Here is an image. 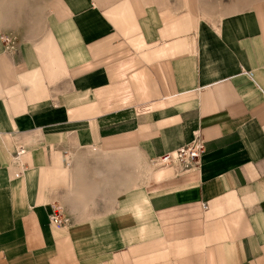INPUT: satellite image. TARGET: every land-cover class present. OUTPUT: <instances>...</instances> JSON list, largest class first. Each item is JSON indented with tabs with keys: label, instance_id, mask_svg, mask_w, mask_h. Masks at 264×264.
<instances>
[{
	"label": "crops",
	"instance_id": "obj_1",
	"mask_svg": "<svg viewBox=\"0 0 264 264\" xmlns=\"http://www.w3.org/2000/svg\"><path fill=\"white\" fill-rule=\"evenodd\" d=\"M46 7L0 52V264H264V6Z\"/></svg>",
	"mask_w": 264,
	"mask_h": 264
},
{
	"label": "rangeland",
	"instance_id": "obj_2",
	"mask_svg": "<svg viewBox=\"0 0 264 264\" xmlns=\"http://www.w3.org/2000/svg\"><path fill=\"white\" fill-rule=\"evenodd\" d=\"M48 1L51 0H0V20L3 14L9 15L11 21L13 20L10 26L2 29L1 33L3 46L5 47V50H3L5 53H11V51H13L12 48H14L21 39L24 41V37L27 36L26 32L28 31L31 33L32 27L36 28V30L40 28L39 34L34 37V41L45 35L43 33H45L44 27L48 20L46 7ZM252 6H264V0H252ZM1 25H3V23H1ZM36 30L34 29V31ZM9 39L12 41V46H10Z\"/></svg>",
	"mask_w": 264,
	"mask_h": 264
},
{
	"label": "built area",
	"instance_id": "obj_3",
	"mask_svg": "<svg viewBox=\"0 0 264 264\" xmlns=\"http://www.w3.org/2000/svg\"><path fill=\"white\" fill-rule=\"evenodd\" d=\"M205 153L206 143L200 132H197L193 142L153 160L152 163L156 164L157 168L174 167L178 169L180 173L188 174L198 171L201 168L202 158ZM205 209H207L206 206ZM51 220L53 223H62L55 214L51 216Z\"/></svg>",
	"mask_w": 264,
	"mask_h": 264
},
{
	"label": "bare ground",
	"instance_id": "obj_4",
	"mask_svg": "<svg viewBox=\"0 0 264 264\" xmlns=\"http://www.w3.org/2000/svg\"><path fill=\"white\" fill-rule=\"evenodd\" d=\"M10 14V13H9ZM6 15V14H5ZM4 14H3V17H2V19L0 20V52L1 51H3V49H4V46H3V43H2V35H1V31H2V29L3 28H6V27H8V26H10V24L13 22V20L11 21V17L9 16V15H6L5 16ZM2 21V22H1ZM1 23H3V25H1ZM34 27H32V30H31V33H34L35 31H34ZM9 42H10V46H12V41L9 39ZM11 48V47H10ZM12 49H14V48H12Z\"/></svg>",
	"mask_w": 264,
	"mask_h": 264
}]
</instances>
